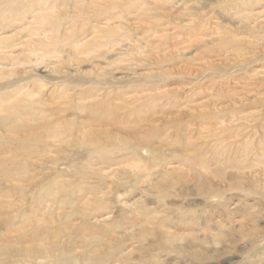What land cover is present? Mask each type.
I'll return each mask as SVG.
<instances>
[{"label": "rangeland", "instance_id": "1", "mask_svg": "<svg viewBox=\"0 0 264 264\" xmlns=\"http://www.w3.org/2000/svg\"><path fill=\"white\" fill-rule=\"evenodd\" d=\"M47 5L44 27H0L21 55L0 63V102L42 106L0 139V239L37 232L25 245L41 264H264V0ZM79 41L96 42L80 55ZM83 122L94 141L130 142L90 167L117 178L73 169L88 166Z\"/></svg>", "mask_w": 264, "mask_h": 264}, {"label": "bare ground", "instance_id": "2", "mask_svg": "<svg viewBox=\"0 0 264 264\" xmlns=\"http://www.w3.org/2000/svg\"><path fill=\"white\" fill-rule=\"evenodd\" d=\"M49 2L54 3L55 0H18V1H3V2L1 1L0 3H2V4L8 3L9 5L5 8H3V10L6 9L5 13H2L0 15V27H5V25L10 26L11 24H14V23H17V24L22 23V24H20V26H22V27L25 26L26 28H40V27L46 26L54 18V16L49 12L50 5H52V4H50L48 6L47 4ZM51 9H52V12H55V7L51 8ZM29 18H30V20H29ZM54 28L58 29L59 26L56 25V26H54ZM94 29L95 30L101 29V25H96L94 27ZM100 39H98V40H100ZM8 42L9 41H5V40L1 41L0 40V63L2 61H4L5 59H11V60L18 61V59L21 56V55H19V56L14 55V53H11V54L7 53L8 50L7 51L5 50V48H6L5 46L8 45L7 44ZM95 42L96 41H92L90 43L89 42L81 43L80 41L77 42L76 43V49H77L78 54L86 55L87 52L88 53L91 52V50L87 46L89 44H92ZM110 45L113 47L116 46L115 41L112 40ZM50 47H52V46L51 45L45 46V48H43L40 51H35V53H40V54L44 53ZM8 49H10V47ZM32 53L34 54L33 51H32ZM48 54L53 55V58L56 59L55 61H57V60H59L58 57L60 56V54H63V52L62 51L58 52L55 50V51H52ZM39 59H40L39 63H41V64L47 61L45 54H42L41 56H39ZM19 63H21V60ZM23 63H24V61H23ZM2 66L5 67L4 64ZM18 66H19V64H18ZM1 78H4V77L2 75H0V79ZM4 79H6V78H4ZM33 94L34 93L26 94L22 98H18L15 101H10V103L0 102V118L7 121V126L5 125L4 127H2L3 129L0 130V139H2V140H4V139H14L15 140L16 139V141H17L18 140L17 136L19 133L17 132L16 128L17 127H20V128L26 127V125H22V124H28L29 122H31L33 120V117L37 116V113H39L37 111V108H38L37 105L38 104L36 105L33 102H31V98H32ZM87 100L88 99H80L81 107H85L82 104L83 103L85 104L87 102ZM33 106L36 109L37 113H33V114L31 113L30 114V112H29L28 115H26V116L21 115V113L26 108L33 107ZM41 107H39L38 110H40ZM43 108H44V106H43ZM84 109H86V108H84ZM88 118H89V116H87L86 120ZM36 121H38V120H36ZM39 121H41V120H39ZM80 124L82 125L80 129L84 133L79 129L73 130L74 124H73V127L70 128V133L72 136H74L75 131L76 132H82L81 142H78V144L89 155L86 158L88 166H85L83 164L78 165V166L73 165L72 166L73 169L75 171L82 172L83 170H86L87 168H89L90 172L92 171V173L94 172L93 174H100V176L105 177V179H110L112 177L117 178L118 174H119V170H117V169L109 170V172H108V171H106V169H91L90 167L97 166L98 162L101 163L107 159H110L112 157L111 154L113 153L112 150H114V151L117 150L119 142L123 143L126 147H128L130 145V142H127L126 140H121V138H119L118 140H115L116 143L113 145L103 144L99 140L94 141L96 138L91 139L92 133L88 132V130H87V127L89 125H87L86 122H83ZM56 128H57V126H55L54 130ZM85 129L87 130L86 132H85ZM89 131H92L94 133L93 136H95L97 134H101V133H97V131H94V130H89ZM55 135L56 136H53L52 138H55V140H57V141L62 140L59 137H62L63 134H59V135L55 134ZM111 135H112V133H111ZM115 136H117V135L115 134ZM23 156L26 158V154ZM261 156H263V154ZM96 161H98V162H96ZM21 165H25V163L22 162V160L20 159L18 164H16V167L18 168ZM129 169L131 172L139 171V170L142 171L141 166L134 165V164L131 165L129 167ZM2 170H3L2 172L5 173L4 168ZM18 173L24 174V169H19ZM5 176L8 179H11V177L8 174H5ZM15 176L18 177V175H15ZM93 184L95 185V183L87 182V186L90 188L95 187V186H93ZM81 186H83V183L81 184ZM35 218L38 219L37 216ZM28 219H30V218H28ZM20 222H21L20 223L21 226L26 227V222H29V221L21 220ZM31 226H32V224L29 222L27 228H31ZM24 230H25L24 227H20L17 230L18 231L17 234L20 238V242H13L11 240L12 234L11 235L7 234L9 236L4 235L0 239V257H3V256L4 257H12L13 261L11 262V264H41L42 262L38 261L39 258L35 257L33 254V253H35V250L31 249L30 246L25 245L28 243L34 244L36 240L35 239L32 240V239L34 238V236H35V238L39 237V235L37 234V232H34L33 235L31 234L32 239L30 241H28L24 237V234H23ZM11 232H13V231H11ZM9 233H10V231H9ZM36 250L39 252L41 251L40 248L36 249ZM10 253H11V255H9ZM0 264H5V263L2 262Z\"/></svg>", "mask_w": 264, "mask_h": 264}]
</instances>
